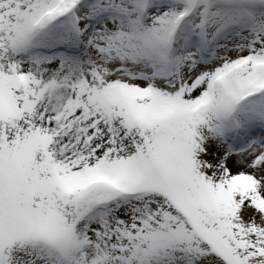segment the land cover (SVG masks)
<instances>
[{"label": "snow or ice", "instance_id": "1", "mask_svg": "<svg viewBox=\"0 0 264 264\" xmlns=\"http://www.w3.org/2000/svg\"><path fill=\"white\" fill-rule=\"evenodd\" d=\"M0 264H264V0H0Z\"/></svg>", "mask_w": 264, "mask_h": 264}]
</instances>
